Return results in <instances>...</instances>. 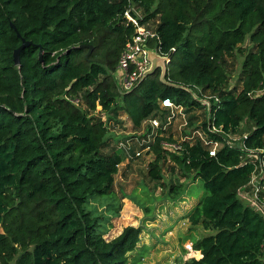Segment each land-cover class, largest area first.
<instances>
[{"label":"trees","instance_id":"16d2710c","mask_svg":"<svg viewBox=\"0 0 264 264\" xmlns=\"http://www.w3.org/2000/svg\"><path fill=\"white\" fill-rule=\"evenodd\" d=\"M130 7L159 37L147 45L170 58L166 79L216 96L212 125L264 148V0H0V264H129L141 228L104 237L122 206L113 184L124 157L110 123L122 125L124 111L137 128L166 96L204 108L159 70L119 89ZM22 38L30 44L16 65ZM82 44L93 46L87 57ZM153 150L146 175L163 198H182L189 180L205 190L188 212L208 231L192 244L201 256L182 264H264V216L239 196L259 159L243 163L226 144L214 157L199 144Z\"/></svg>","mask_w":264,"mask_h":264},{"label":"built area","instance_id":"2783aa9c","mask_svg":"<svg viewBox=\"0 0 264 264\" xmlns=\"http://www.w3.org/2000/svg\"><path fill=\"white\" fill-rule=\"evenodd\" d=\"M141 15V11L134 7L127 8L123 12L127 23L133 27V32L119 55L115 70V74L119 76V89L123 92L131 91L141 81L149 64L145 47H149L148 42L157 43L159 40L150 22L141 21L143 18ZM159 53L169 58L166 54L160 51ZM262 91H264V79L259 92ZM201 97L209 100L213 97V103H218V98L214 95ZM158 105L159 110L156 115L143 119L139 127H131L124 131L120 140L117 141V148L123 153L124 159L128 162L143 160L148 165L155 157L153 146L156 143L160 148L177 154H181L194 144H199L209 156L214 157L223 144L229 146L223 140V136L233 144L229 147L243 150V163L255 158L259 159L249 178L250 188L239 189V196L264 216V168L262 155H260L264 152V148L248 149L244 143L247 137L246 132L223 133L212 123L208 125L204 105H202L203 109L195 106L187 107L182 103L174 102L167 96L161 98Z\"/></svg>","mask_w":264,"mask_h":264},{"label":"rangeland","instance_id":"374dc122","mask_svg":"<svg viewBox=\"0 0 264 264\" xmlns=\"http://www.w3.org/2000/svg\"><path fill=\"white\" fill-rule=\"evenodd\" d=\"M237 61L240 63L242 57L239 56ZM236 75L237 70L231 75V85ZM114 76L119 83L117 73ZM100 109L101 106L97 105L96 111ZM118 119L123 121L122 125L110 123V131L121 138L124 131L132 127V120L124 111L119 113ZM247 127L248 123L245 122L240 129L245 130ZM146 171L147 164L143 160L128 162L123 159L118 165L113 189L122 206L119 215L111 220L104 237L110 239L118 235L127 225L141 228L137 247L128 253L129 264H182L192 257L199 258L201 253L193 249L192 244L208 231L201 225H192L188 213L181 211L191 209L193 202L204 195L202 182L199 179L184 181L187 190L182 198L170 200L163 198L160 194L162 190L149 181ZM189 200L194 201L188 206Z\"/></svg>","mask_w":264,"mask_h":264},{"label":"water","instance_id":"95a60500","mask_svg":"<svg viewBox=\"0 0 264 264\" xmlns=\"http://www.w3.org/2000/svg\"><path fill=\"white\" fill-rule=\"evenodd\" d=\"M17 35H19V33H17ZM29 44H30V41H27L24 38L21 39V44L13 52L14 64L16 65L19 64L20 62L19 52L24 46L29 45ZM80 46L88 48V51L86 52L85 57L89 55V53L91 52L93 48L91 44H82ZM145 50H146L147 59L149 61V64L141 80L145 79L146 77L150 75H153L154 73H156L157 70H159V80L161 83L167 86L185 90L191 95V97L195 101H197L201 105L206 106V120H207V124L210 125L211 123V102L210 100L199 96L191 87L169 82L165 76L167 72V64L169 63L170 59L160 54L156 47H145ZM222 138L227 144H229V146H233V144L229 143V141L225 139L223 136Z\"/></svg>","mask_w":264,"mask_h":264},{"label":"crops","instance_id":"0c3cea01","mask_svg":"<svg viewBox=\"0 0 264 264\" xmlns=\"http://www.w3.org/2000/svg\"><path fill=\"white\" fill-rule=\"evenodd\" d=\"M194 200H189V204H188V206L193 202ZM195 202V203H194ZM193 202V204L191 205V207L190 208H192L198 201H194ZM186 209H182V211L181 212H189L190 211V209H188L187 211H185Z\"/></svg>","mask_w":264,"mask_h":264}]
</instances>
